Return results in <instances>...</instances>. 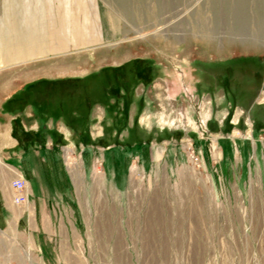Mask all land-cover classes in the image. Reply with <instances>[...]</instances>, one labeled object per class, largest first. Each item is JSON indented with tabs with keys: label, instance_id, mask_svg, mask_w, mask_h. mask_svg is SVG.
<instances>
[{
	"label": "rangeland",
	"instance_id": "374dc122",
	"mask_svg": "<svg viewBox=\"0 0 264 264\" xmlns=\"http://www.w3.org/2000/svg\"><path fill=\"white\" fill-rule=\"evenodd\" d=\"M0 53L7 126L34 81L155 71L107 103L96 88L76 127L15 116L59 186L45 217L0 231V256L32 264L25 229L45 226L47 264H264V0H0Z\"/></svg>",
	"mask_w": 264,
	"mask_h": 264
},
{
	"label": "crops",
	"instance_id": "0c3cea01",
	"mask_svg": "<svg viewBox=\"0 0 264 264\" xmlns=\"http://www.w3.org/2000/svg\"><path fill=\"white\" fill-rule=\"evenodd\" d=\"M0 55L3 54L0 53ZM12 97H14V94L4 100L5 104ZM29 107L35 108L33 105H28L24 110L7 109L5 113L9 116L11 115L9 120L10 126L5 124L8 121L5 117H2L3 114L0 116V123H2L0 124V231L4 232L8 229L10 230L16 220L22 219L26 213L30 220L36 212L45 217L49 205L47 206L44 201V195H58L59 177H54L55 183L49 179L51 173L47 169L55 166H52L48 158L50 155H47L44 146L40 147L38 144L32 143L27 146L23 145L20 139L14 135V126L12 123L16 119L15 116H18L22 111L27 113ZM2 109L3 106L1 107L0 105V110ZM23 126L26 131L34 130L33 128L28 129L24 122ZM18 175H22L26 179L30 195L29 202L19 206L23 209V213L19 209L13 208V204L19 205L14 201L16 192L12 187V181ZM32 200L34 205L31 204ZM32 205L33 207H30ZM46 231L45 226L42 228L38 226L37 228L25 229L27 235H22L25 238L23 239L24 246H22L27 247L31 251L32 261L30 263L32 264H47L48 262L43 251V248H45V240L41 238L45 236ZM39 249H41L42 255L36 257L35 253ZM8 253L10 251L4 252L0 256V260H11Z\"/></svg>",
	"mask_w": 264,
	"mask_h": 264
},
{
	"label": "trees",
	"instance_id": "16d2710c",
	"mask_svg": "<svg viewBox=\"0 0 264 264\" xmlns=\"http://www.w3.org/2000/svg\"><path fill=\"white\" fill-rule=\"evenodd\" d=\"M154 76L155 71L151 63L145 59H135L118 67L103 70L101 74L87 79L83 77L40 79L30 83L22 93H18L8 100L7 109L24 110L28 105H33L39 107L44 115L52 113L54 117H61L68 123H71V119H77L72 122L76 127L77 123L83 121L90 114L94 101L98 97L95 92L96 88H100V93L107 103L109 97H120L124 95L125 91H129L132 81L151 83ZM13 103L15 107L12 108ZM129 103L128 100L126 105ZM14 125L16 126L14 135L20 139L23 145L37 144L38 140L32 138L34 133L26 131L23 123L20 124L21 127L18 118L15 119ZM20 133L30 138L24 140ZM23 141H27L26 144Z\"/></svg>",
	"mask_w": 264,
	"mask_h": 264
},
{
	"label": "built area",
	"instance_id": "2783aa9c",
	"mask_svg": "<svg viewBox=\"0 0 264 264\" xmlns=\"http://www.w3.org/2000/svg\"><path fill=\"white\" fill-rule=\"evenodd\" d=\"M12 187L14 188L16 195H14V201L19 204L23 205L29 202V189L28 183L26 179L22 175H18L12 181ZM0 264H25L23 262L12 261V260H0Z\"/></svg>",
	"mask_w": 264,
	"mask_h": 264
},
{
	"label": "bare ground",
	"instance_id": "6f19581e",
	"mask_svg": "<svg viewBox=\"0 0 264 264\" xmlns=\"http://www.w3.org/2000/svg\"><path fill=\"white\" fill-rule=\"evenodd\" d=\"M140 35L143 36V35H145V34L141 33ZM66 151H67V157H69L70 155H72V154H71V151H70L69 149H67ZM17 213H18V212H17ZM17 213H16V214H17ZM20 214H21V213H20ZM15 217H16V216H15ZM15 223H16V222H15ZM24 256H25L26 259H28V260L30 261V259H31L30 256H31V255L29 254L28 251L24 250Z\"/></svg>",
	"mask_w": 264,
	"mask_h": 264
}]
</instances>
